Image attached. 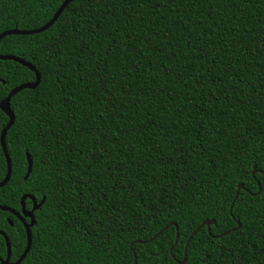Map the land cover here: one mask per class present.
Here are the masks:
<instances>
[{"label":"trees","instance_id":"1","mask_svg":"<svg viewBox=\"0 0 264 264\" xmlns=\"http://www.w3.org/2000/svg\"><path fill=\"white\" fill-rule=\"evenodd\" d=\"M65 1L0 0V35L42 28ZM0 55L41 74L35 91L11 101L12 177L0 206L21 213L26 189L53 188L34 213L21 264H264V166L243 174L264 156V0H75L49 30L4 38ZM35 81L29 68L0 60V104ZM9 121L0 112V130ZM37 152L50 168L38 166ZM28 154L36 166L25 181ZM7 172L0 143V183ZM77 182H87L84 212L65 203ZM180 201L191 206L179 209ZM212 220L211 231L201 227ZM0 231L16 263L26 228L0 210ZM7 255L0 235V258Z\"/></svg>","mask_w":264,"mask_h":264},{"label":"snow or ice","instance_id":"2","mask_svg":"<svg viewBox=\"0 0 264 264\" xmlns=\"http://www.w3.org/2000/svg\"><path fill=\"white\" fill-rule=\"evenodd\" d=\"M144 2H147V0H144ZM63 11H64V9H63ZM63 11H60V12H63ZM209 15H210V13H209ZM53 23H55V21H53ZM58 35L60 37H63V35H64L63 31H58ZM79 35H81V33H79L78 31L74 30L72 32V39H76L77 36H79ZM144 40H147V37H145ZM144 40L140 41V43H144ZM136 44H137V40H134L133 37H132V34H129L128 42H127V46L129 47V49L136 48ZM154 51H158V49H154ZM129 55H131V51L129 52ZM148 55H151V53H144V56H148ZM203 55L207 56L208 55L207 51H205L203 53ZM165 68H167V65H165ZM228 71L231 72V65H229ZM233 78L234 79H239V74L238 73H233ZM39 84H40V80H39L38 83H37V80H36V83L34 84L35 87H33L34 91L38 88ZM200 87L201 88L207 87V80H205L204 83L200 85ZM38 94L39 93L37 92V95ZM0 112H5L3 107H0ZM101 119H103V116L101 117ZM15 120H16V117L14 116L13 123H15ZM11 127H12L11 124H10V126L8 125V128H11ZM8 128H4L3 130H0V143H4V139L8 135ZM217 133L219 134V130H217ZM87 134L90 135V136H95V135H98L100 133L90 129V130H88ZM60 139H61V137H57V140H60ZM41 143L44 146V151H47L48 145L45 144L43 142V140H41ZM5 150H6V152L8 151V148H7L6 144H5L4 152H5ZM37 155L40 157L39 161H38V166L41 169H43L44 167H48V168L51 167V163L49 162V160L45 159L43 154H41L40 152H37ZM27 159H28L29 166L26 169L27 175H25L23 177V179L25 181L28 180L29 176L33 175V168L36 166V165L33 164L32 157L30 155H28ZM70 161H71V158L69 157V163H70ZM8 163H9L10 175H11V165H12L11 159H9ZM160 163H161V165H165L166 163H171V160L169 159L168 161H165V160L162 159L160 161ZM249 163L252 165V168L249 169L246 166L245 169H244V173L243 174L245 176H247L250 173L251 176L255 177L257 171H259L261 169V166H264V156L254 157V158H252L249 161ZM254 167L256 169L255 173H254ZM166 171H170V170L166 169ZM262 174H264V173H262ZM68 175H69V177L71 176V168H69ZM0 179H3V178L0 177ZM163 179L166 181L167 180V175H165L163 177ZM174 179L179 180V176L174 177ZM86 183L87 182L73 183L71 186H69L67 188L68 195L72 199L69 201L66 198L65 199V203L70 205L71 208H73V209H75L77 211H80V212H84L86 210L85 209V205H86V202H87V197L84 195V190H85V184ZM239 183L241 185V184H243V181H239ZM160 190L162 192L166 193L167 192V184L161 186ZM225 191H227V190H225ZM52 192H53V188L49 187L48 184H44L43 186H41L39 183H36L35 190L26 189V191L24 193H22V199L20 201V203L23 205V208H24L25 211L23 213L18 212V215H21V219H23L25 216H27V217H30L32 219V222L34 223L36 217L33 216V213H38L39 212V210L43 207L44 203L49 200V196L52 194ZM37 195H39V200H37ZM221 195H223V193ZM239 199H240L239 193L238 192L234 193L233 198L231 200V208H236V202ZM25 201H29V203H25ZM177 203L179 205V209H183L185 207L191 206L190 202H182V201H180V202H177ZM199 206H200L199 204L195 205V207H199ZM167 207L169 209H172L173 211L178 210L177 205H173L171 202H169L167 204ZM158 211H159L158 209H154L153 210V214H155ZM217 211L218 212H223L224 211V208H223L222 204L219 205ZM233 218L236 219V223L238 225V227L236 228V231H239V229L242 228L244 225L236 217H233ZM79 223L81 224V226H84V227H86V225H87L86 221H81ZM209 231H211V229H209ZM185 260H186V257H185ZM205 264H206V262H205Z\"/></svg>","mask_w":264,"mask_h":264},{"label":"water","instance_id":"3","mask_svg":"<svg viewBox=\"0 0 264 264\" xmlns=\"http://www.w3.org/2000/svg\"><path fill=\"white\" fill-rule=\"evenodd\" d=\"M73 1H75V0H67V1H65L64 4L60 7V9L58 10V12L56 13V15L54 16V18L48 24H46L45 26H43L42 28H39V29H36V30H19V29L16 28V29H13V30L6 31V32H4L3 34L0 35V42L4 38H6L7 36H12V35H23V36H27L28 35V36H31V35L40 34V33H43L45 31L49 30L58 21V19L63 14V12L65 11V9ZM63 9H64V11H63ZM60 11H63V12H60ZM53 21H55V23H53ZM0 60H4V61H14L16 63L21 64L22 66H25V67L29 68L31 71H33L36 74L37 83L39 82V80H40V83H41V74L38 72V70L36 69V67H34L31 63H29V62H27V61H25V60H23L21 58H18V57H15V56H11V55H6V56L0 55ZM35 83H36V81L33 82V83L23 84V85L15 88V89H13L9 93L8 97L1 102L0 107H3L4 108V111H5L4 113L10 119V121L8 123L9 126H10V124L12 126L14 125L13 121H14V116L15 115H14V113L11 110V101H12L13 97L15 95H17L19 92H21V91H23L25 89H33V87H35V85H34ZM8 125L5 128H8ZM10 129L11 128H8V131ZM6 137L4 139V143H1L2 144V148H3V152H4V148H5V144H6ZM4 155H5L6 160H7L8 172H7L6 178L3 180V182L0 183V189L3 188V187H5L10 182L11 177H12V165H11V175H10V167H9V163H8L9 162V159H11V158H10V155H9L8 151L6 152V150H5ZM28 155H27V157H28ZM255 171H256V169L254 168V173H255ZM243 188H244L243 185H240L239 186V189L240 190L243 189ZM25 203H26V201H25ZM0 210L5 211V212H9V213L13 214L17 218H19V220H21V222H23L24 227L26 228L27 239H28L27 248H26L24 254L21 256V258L16 263H11L12 246H11L10 239L7 236L6 233L0 231V235H2L5 238L6 245H7V250H8L7 258L6 259L0 258V264H21L25 260V258L27 257V255L29 254V252L31 250L32 242H33V238H32V228L35 226L36 220L33 223L32 222V219L30 217H27V216H25L23 219H21V215H18V212L16 210L11 209L9 207L0 206ZM24 211L25 210H24L23 205H22V211H21V213H23ZM231 211H232V208H231ZM33 216H35L34 213H33ZM27 218L30 219V221H31L30 223H27V221H26ZM9 222L11 223L12 226L14 225L12 221L9 220ZM214 224H215V221L214 220H212V221H206L201 227L203 228L204 226H206L208 228V230H209L211 228V226L214 225ZM198 231L199 230H197L194 233V235L197 234ZM192 238H193V236L190 238V240ZM185 263H186V260H184L181 264H185ZM136 264H137V262H136Z\"/></svg>","mask_w":264,"mask_h":264}]
</instances>
